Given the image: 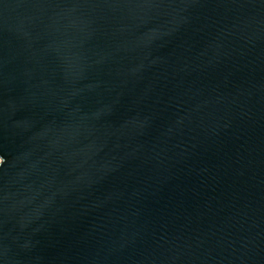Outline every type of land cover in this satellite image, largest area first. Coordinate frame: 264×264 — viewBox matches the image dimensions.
I'll return each instance as SVG.
<instances>
[{
  "label": "water",
  "instance_id": "95a60500",
  "mask_svg": "<svg viewBox=\"0 0 264 264\" xmlns=\"http://www.w3.org/2000/svg\"><path fill=\"white\" fill-rule=\"evenodd\" d=\"M0 264H264V0H0Z\"/></svg>",
  "mask_w": 264,
  "mask_h": 264
},
{
  "label": "rangeland",
  "instance_id": "374dc122",
  "mask_svg": "<svg viewBox=\"0 0 264 264\" xmlns=\"http://www.w3.org/2000/svg\"><path fill=\"white\" fill-rule=\"evenodd\" d=\"M0 162H1V158H0Z\"/></svg>",
  "mask_w": 264,
  "mask_h": 264
}]
</instances>
